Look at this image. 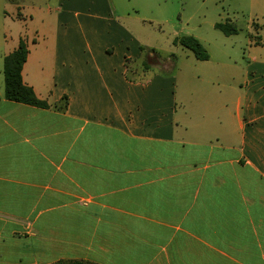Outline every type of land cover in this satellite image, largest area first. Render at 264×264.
Returning a JSON list of instances; mask_svg holds the SVG:
<instances>
[{"label":"crops","instance_id":"0c3cea01","mask_svg":"<svg viewBox=\"0 0 264 264\" xmlns=\"http://www.w3.org/2000/svg\"><path fill=\"white\" fill-rule=\"evenodd\" d=\"M21 1L16 20L39 25L6 55L22 40L23 83L67 107L8 101L0 82V264H21L2 259L5 236L54 245V261L28 264H264V63L249 55L229 93L211 82L194 117L177 58L142 70L132 0ZM235 1L259 45L264 0Z\"/></svg>","mask_w":264,"mask_h":264},{"label":"rangeland","instance_id":"374dc122","mask_svg":"<svg viewBox=\"0 0 264 264\" xmlns=\"http://www.w3.org/2000/svg\"><path fill=\"white\" fill-rule=\"evenodd\" d=\"M26 1L28 3L29 0ZM110 1L115 3V0ZM21 3V0H0V82L3 87V56L14 47L18 32L23 30L24 34L29 35L39 25V17L35 12L28 11V16L34 15V20L28 19L21 23L16 20V15L22 11L19 7ZM31 3L27 6L30 7ZM132 6L135 7L131 9L132 17L124 22L129 24L136 38L147 46L145 48L151 47L158 52L159 60L153 56L149 59L152 66L161 69L160 61L169 58L171 53L176 56L174 71L177 73V97L187 96L188 88L195 89L191 108L193 114L197 113L194 117L205 114L206 103L201 102L203 99L208 101L213 95L206 90L211 82L214 81L216 89L222 92L227 89L229 93L228 86L239 89L249 55L264 63V31L253 27L251 36L257 37L255 41L261 43L249 45L250 35L245 28L247 20L250 23L260 20L249 18L247 12L241 13L235 0H132L130 8ZM225 22H237V35L227 37L214 28V23ZM181 36L198 39L206 49L209 60L199 61L188 49L174 46L173 40ZM231 95L234 101L235 91H231ZM212 98H219V95ZM2 245L7 249L2 258L7 263L17 260L21 264L54 261L57 257L54 245L48 240L5 236Z\"/></svg>","mask_w":264,"mask_h":264},{"label":"trees","instance_id":"16d2710c","mask_svg":"<svg viewBox=\"0 0 264 264\" xmlns=\"http://www.w3.org/2000/svg\"><path fill=\"white\" fill-rule=\"evenodd\" d=\"M214 28L221 33H223L225 36L234 35L237 33L236 27L229 22L225 23H216L214 25ZM174 45H179L181 47H184L185 49H188L193 56L199 60V61H207L209 59V55L204 48V46L201 44V42L196 39L193 36H181L177 37L173 40ZM141 53L146 56L147 60L141 64L142 70L147 71L152 67L151 62L149 61L150 56H153L155 59L159 60L158 52L153 48H145L140 47ZM150 54V56H149ZM27 58V49L25 47V44L22 40H20L19 45L17 49H15L10 54L6 55L3 58V66H2V72L4 77V99L33 106L40 109H49L52 108L56 111L63 112L65 111L67 107V97L63 96L59 102L49 105L45 101L39 100L34 91L26 86L21 77V71L23 64L25 63ZM169 58L171 60H174L176 56L174 54H170ZM130 62H133V60H126L127 64V80L133 81V79L130 77L131 68L128 66ZM53 264H94L87 261L82 260H59L54 262Z\"/></svg>","mask_w":264,"mask_h":264}]
</instances>
